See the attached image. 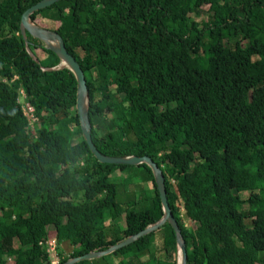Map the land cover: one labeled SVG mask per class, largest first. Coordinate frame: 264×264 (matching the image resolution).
I'll return each instance as SVG.
<instances>
[{"label":"trees","instance_id":"16d2710c","mask_svg":"<svg viewBox=\"0 0 264 264\" xmlns=\"http://www.w3.org/2000/svg\"><path fill=\"white\" fill-rule=\"evenodd\" d=\"M39 1L0 0V264H50L49 240L64 264L162 215L150 169L93 158L72 74L50 70L59 59L20 35L21 14ZM29 20L56 32L78 64L95 149L146 157L160 171L185 264H264V0H58ZM175 256L164 223L75 264H177Z\"/></svg>","mask_w":264,"mask_h":264},{"label":"water","instance_id":"95a60500","mask_svg":"<svg viewBox=\"0 0 264 264\" xmlns=\"http://www.w3.org/2000/svg\"><path fill=\"white\" fill-rule=\"evenodd\" d=\"M58 0H41L34 5L27 8L20 16V23H19V32L20 35L24 36V32L29 35L31 38L36 39L43 43L46 49L50 50L60 61L62 67H66L72 74L75 84H76V92H75V100H74V109L75 114L77 117L80 134L82 137L83 142L88 148V151L93 156V158L101 164H108V165H127V166H137L140 164L146 165L153 176L154 187L158 195V200L160 203L161 208V218L154 223L152 226L146 227L144 230L138 232L135 235L129 236L124 240L120 241L119 243L108 247L107 249L99 252H90L83 254L78 257H73L68 259L64 264H75L81 261H88L91 259L103 257L109 255L110 253L124 248L131 244L136 239L158 229L164 223L170 225L174 233V239L176 244V253L180 255V264H185L186 255L184 251V245L180 237L179 229L176 225V222L173 220L170 210L166 203V196L164 192V185L163 179L161 176L160 171L156 167V165L150 161L146 157H126V158H114V157H107L101 155L93 146L90 140V126L87 120L86 115V103H87V90L85 88L84 78L82 72L76 63V61L71 57L64 49L63 43L61 38L56 32L41 28L33 23L30 22L29 16L37 12L38 10L44 9ZM51 44H55L56 46L53 47ZM61 67H57L50 70H58Z\"/></svg>","mask_w":264,"mask_h":264},{"label":"rangeland","instance_id":"374dc122","mask_svg":"<svg viewBox=\"0 0 264 264\" xmlns=\"http://www.w3.org/2000/svg\"><path fill=\"white\" fill-rule=\"evenodd\" d=\"M206 8H203V11L205 10ZM201 15V13H200ZM193 20L195 22H199L200 19H203V16H199V17H193ZM34 24L36 25H40L41 22H39L38 20L37 21H34ZM45 27L47 26V28H51V29H54L56 26L54 24H46L44 25ZM51 46L55 47L56 45L55 44H51ZM61 67V68H65L67 69L66 67H62V64L58 66V68ZM57 69V68H56ZM68 70V69H67ZM69 71V70H68ZM70 72V71H69ZM71 73V72H70ZM21 97L19 96L18 97V100L20 99ZM72 142H75V138L72 137ZM143 187L145 188V190H148L151 188V186L149 184H144ZM142 188V187H141ZM143 189V188H142ZM241 197L245 198V194H242ZM117 225L119 226H122V220L121 219H118L116 220L115 222ZM2 246L4 248L5 251H8L11 249V247L13 246V243L9 240V239H4L2 241ZM60 249L64 252L65 255H69L70 252H71V247L69 246V244L66 242V241H63L61 242V244L59 245ZM158 257L160 258V255H158ZM49 258H50V262L53 261V254H50L49 255ZM175 259H176V262L177 264H180V255L176 253V256H175ZM111 262L112 264H117L119 262L118 259H111ZM146 264V262H144ZM149 264H154V262H150Z\"/></svg>","mask_w":264,"mask_h":264},{"label":"built area","instance_id":"2783aa9c","mask_svg":"<svg viewBox=\"0 0 264 264\" xmlns=\"http://www.w3.org/2000/svg\"><path fill=\"white\" fill-rule=\"evenodd\" d=\"M17 93H18V97L19 96L21 97L19 100L17 98V102L20 106V111L30 126V124L35 121V119L32 117V108L23 101L22 90L18 89ZM45 245H46V252L48 253V255L53 254V261H51L50 264H56L57 257L55 253V242L53 240H49L45 243Z\"/></svg>","mask_w":264,"mask_h":264},{"label":"crops","instance_id":"0c3cea01","mask_svg":"<svg viewBox=\"0 0 264 264\" xmlns=\"http://www.w3.org/2000/svg\"><path fill=\"white\" fill-rule=\"evenodd\" d=\"M63 242V241H62ZM61 244V243H60ZM150 262H148L147 264H149ZM155 264V263H154Z\"/></svg>","mask_w":264,"mask_h":264}]
</instances>
